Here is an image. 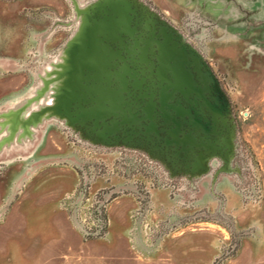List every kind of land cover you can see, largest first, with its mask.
I'll use <instances>...</instances> for the list:
<instances>
[{"label": "flooded vegetation", "instance_id": "obj_1", "mask_svg": "<svg viewBox=\"0 0 264 264\" xmlns=\"http://www.w3.org/2000/svg\"><path fill=\"white\" fill-rule=\"evenodd\" d=\"M221 1L225 5L235 0ZM205 2L212 10L221 7L215 0ZM20 11L28 18L29 34L33 36V22L40 23L41 30L33 36L37 46L27 47L15 61L26 81L12 96L24 95L38 84L40 74L58 69L79 70L78 90L92 89L81 107L71 104L67 113L51 116L44 125L57 127L76 149L126 156L128 165L147 170L152 187L168 186L182 200H201L218 214L233 197L239 200L252 183V161L240 136L237 107L193 36L195 22L177 23L155 0H54L24 4ZM54 35L49 48H38ZM88 49L105 52L108 62L86 64L77 58L78 51ZM98 102L105 108L95 110ZM89 107H94L92 115L83 111ZM47 158L78 170L68 207L77 221L85 201V235L103 234L109 202L129 193L134 200L130 217L138 229L140 215L150 208L149 190L134 181L95 184L90 190L96 178L82 159L72 154ZM228 229L231 247L237 239Z\"/></svg>", "mask_w": 264, "mask_h": 264}, {"label": "rangeland", "instance_id": "obj_2", "mask_svg": "<svg viewBox=\"0 0 264 264\" xmlns=\"http://www.w3.org/2000/svg\"><path fill=\"white\" fill-rule=\"evenodd\" d=\"M184 1L187 4L184 13L178 9L181 0H172L166 14L177 23L179 20L185 24L195 22L191 24L193 36L200 40L201 48L222 76L229 97L237 107L240 136L252 161V183L238 195L239 200L233 197L221 208L220 214L215 212L216 207L205 206L201 200H182L168 186L152 187L147 170L128 165L126 156L117 152L71 147L69 139L57 127L53 128L55 133L45 139L40 151L47 146L54 148L57 155L72 154L82 159L90 175L96 178V185L134 181L149 190L150 208L140 215L137 225L141 241L149 246L157 247L162 240L163 250L164 236L162 234L158 239L156 236L165 230H171L166 240L176 239L175 235L183 231L200 230L202 236L199 239L205 243L199 255L200 264H211L217 254L219 258L212 264H264V0H235L224 3L226 6L221 0H215V5L221 6L216 10L210 9L205 0ZM236 2L248 13L237 9ZM156 3L161 6L160 2ZM194 8L198 10L197 15L192 11ZM196 16L200 17L199 22ZM52 139L59 148L52 144ZM27 159L25 156L22 161ZM6 164L0 162V174L8 168ZM60 166L65 171L60 170L58 174L66 175L69 171L79 177L72 164ZM40 172L48 173L50 170L43 168ZM72 191L74 188L67 190L62 200ZM123 196L114 197L107 210L112 202ZM130 201L126 208H130L129 213L133 214V198ZM228 227L237 239L236 245L231 247L232 234ZM131 262L134 264V261Z\"/></svg>", "mask_w": 264, "mask_h": 264}, {"label": "crops", "instance_id": "obj_3", "mask_svg": "<svg viewBox=\"0 0 264 264\" xmlns=\"http://www.w3.org/2000/svg\"><path fill=\"white\" fill-rule=\"evenodd\" d=\"M170 1L156 0L164 11L170 10ZM41 2L54 0H0V108L15 100L13 93L25 83L26 74L15 67V61L27 47L37 46L33 36L41 30V24L33 22V36L28 33V18L22 15L21 7ZM186 5L181 0L180 13L185 12ZM192 11L197 15L196 8ZM56 36L38 43V48H49ZM53 130L48 124L43 125L27 153H10L0 160L8 165L0 174V264L201 263L199 255L205 243L199 239L200 230L183 231L170 240L165 239L168 233H164L163 250L162 240L157 247L141 241L138 229L133 227L130 208H126L131 195L111 203L103 234L82 235L68 207L74 191L62 200L65 192L75 187L77 176L67 170L66 175L58 174L65 171L60 166L64 163L45 159L56 154L54 148L46 146L40 151L45 139L55 133ZM51 141L59 148L58 143ZM25 156L28 159L22 161ZM43 168L50 172H40Z\"/></svg>", "mask_w": 264, "mask_h": 264}, {"label": "water", "instance_id": "obj_4", "mask_svg": "<svg viewBox=\"0 0 264 264\" xmlns=\"http://www.w3.org/2000/svg\"><path fill=\"white\" fill-rule=\"evenodd\" d=\"M74 36L67 40L61 58L68 53L70 43L75 39ZM77 53V58L85 61L86 64L103 65L110 57L98 50L88 49ZM79 73V70L58 69L40 74V80L33 89H29L24 95L0 108V158L10 153H27L37 141L39 129L47 119L60 112L67 113V108L71 104L81 107V99L85 101L86 93L91 92L92 89L85 87V91L78 90L79 86L75 84V80ZM98 104L95 110L98 107L105 108L101 102ZM93 109L94 107H89L84 108L83 111L87 115H92Z\"/></svg>", "mask_w": 264, "mask_h": 264}, {"label": "built area", "instance_id": "obj_5", "mask_svg": "<svg viewBox=\"0 0 264 264\" xmlns=\"http://www.w3.org/2000/svg\"><path fill=\"white\" fill-rule=\"evenodd\" d=\"M86 206H85V201H84V205H82L81 206V210H80V213H79V216L77 217V221H76V223H77V225H78V227H79V229H80V233L82 234V235H84V236H86L85 234H84V232H85V224H86V220H85V218H86V208H85Z\"/></svg>", "mask_w": 264, "mask_h": 264}, {"label": "trees", "instance_id": "obj_6", "mask_svg": "<svg viewBox=\"0 0 264 264\" xmlns=\"http://www.w3.org/2000/svg\"><path fill=\"white\" fill-rule=\"evenodd\" d=\"M235 245H236V243H235Z\"/></svg>", "mask_w": 264, "mask_h": 264}]
</instances>
